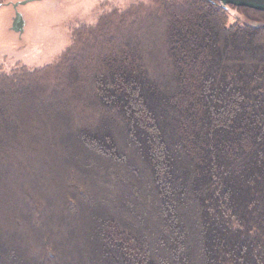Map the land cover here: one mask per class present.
Listing matches in <instances>:
<instances>
[{
	"label": "trees",
	"instance_id": "obj_1",
	"mask_svg": "<svg viewBox=\"0 0 264 264\" xmlns=\"http://www.w3.org/2000/svg\"><path fill=\"white\" fill-rule=\"evenodd\" d=\"M27 67L0 65V264H264V25L143 0Z\"/></svg>",
	"mask_w": 264,
	"mask_h": 264
},
{
	"label": "rangeland",
	"instance_id": "obj_2",
	"mask_svg": "<svg viewBox=\"0 0 264 264\" xmlns=\"http://www.w3.org/2000/svg\"><path fill=\"white\" fill-rule=\"evenodd\" d=\"M143 0H45L19 7L26 18L22 35L10 30L12 8H0V65L11 69L17 63L36 69L53 61L71 42L73 30L96 22L104 8L126 7ZM216 1V0H215ZM218 2V0H217ZM219 3V2H218ZM231 6V21L264 25L263 11Z\"/></svg>",
	"mask_w": 264,
	"mask_h": 264
},
{
	"label": "water",
	"instance_id": "obj_3",
	"mask_svg": "<svg viewBox=\"0 0 264 264\" xmlns=\"http://www.w3.org/2000/svg\"><path fill=\"white\" fill-rule=\"evenodd\" d=\"M34 1V0H22L17 2L16 7L21 4H25L26 2ZM219 4L227 10H230L231 6H245L249 8H253L256 10L264 11V0H218ZM26 19L23 14L16 10V15L14 18V22L12 24V29L22 35L25 31Z\"/></svg>",
	"mask_w": 264,
	"mask_h": 264
},
{
	"label": "flooded vegetation",
	"instance_id": "obj_4",
	"mask_svg": "<svg viewBox=\"0 0 264 264\" xmlns=\"http://www.w3.org/2000/svg\"><path fill=\"white\" fill-rule=\"evenodd\" d=\"M19 1H22V0H0V8L1 7H4V6H10V8H12V13L10 14V18H11V25H10V30L14 31L12 29V24L14 22V18H15V15H16V10L20 11L19 10V7H24L25 5L27 4H31L32 2H36V1H45V0H34V1H29V2H26L25 4H21L19 3V5L16 7V3L19 2ZM22 14L23 12L20 11ZM24 16V14H23ZM25 18V16H24ZM26 19V18H25ZM15 32V31H14Z\"/></svg>",
	"mask_w": 264,
	"mask_h": 264
},
{
	"label": "bare ground",
	"instance_id": "obj_5",
	"mask_svg": "<svg viewBox=\"0 0 264 264\" xmlns=\"http://www.w3.org/2000/svg\"><path fill=\"white\" fill-rule=\"evenodd\" d=\"M0 53H4V51L1 48H0ZM2 56H5V53Z\"/></svg>",
	"mask_w": 264,
	"mask_h": 264
}]
</instances>
